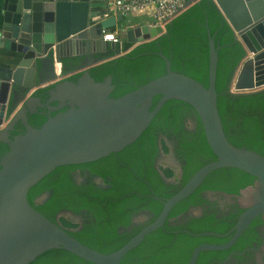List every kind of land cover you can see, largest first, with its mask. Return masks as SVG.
<instances>
[{
  "label": "water",
  "instance_id": "95a60500",
  "mask_svg": "<svg viewBox=\"0 0 264 264\" xmlns=\"http://www.w3.org/2000/svg\"><path fill=\"white\" fill-rule=\"evenodd\" d=\"M212 1L246 52L231 87L238 93L264 90V0ZM105 9V0L3 2L0 49L7 53L11 65L0 76V144L8 148L0 158V264H30L51 250L67 252L90 264H120L148 234L164 225L177 203L196 191L210 173L220 169H236L250 175L254 178L253 186L238 195L207 191L205 197L221 204L235 203L244 212L229 232L232 236L226 244L197 246L187 264H196L202 252L231 249L256 218L260 217L264 223V156L236 148L225 137L217 109L215 82L219 49L214 35L207 30L206 87L172 72L170 62L160 55L165 63V75L113 99L110 97L114 91L111 77L95 82L90 71L165 35L166 28L120 29L124 43L121 46L110 44V50L106 51L109 45L103 42L104 33L118 31L124 18H104ZM78 49L82 55L76 54ZM53 54L59 62L61 58L85 61L94 54L100 58L77 65L80 76L75 83L62 80L42 88L47 89L46 102L42 103L30 91L45 82L40 78V69L45 58ZM156 97L159 99L153 107ZM169 101L185 103L194 110L216 160L199 169L180 191L163 202L158 217L122 248L111 254L92 250L72 238L68 233L73 230L64 228L60 218L52 223L29 205L30 189L56 168L93 163L120 153L140 138ZM38 109L45 113H39ZM52 113L55 115L51 116ZM36 114L46 117L37 129L31 127L27 119ZM17 122L24 132L9 138ZM158 148L162 154L160 143ZM159 173L165 180L162 172ZM247 194L250 201L245 204ZM200 215L201 209H190L186 216L169 221ZM65 219L76 223L74 218ZM263 244L264 241L261 246Z\"/></svg>",
  "mask_w": 264,
  "mask_h": 264
},
{
  "label": "trees",
  "instance_id": "16d2710c",
  "mask_svg": "<svg viewBox=\"0 0 264 264\" xmlns=\"http://www.w3.org/2000/svg\"><path fill=\"white\" fill-rule=\"evenodd\" d=\"M207 30L211 36L214 35L215 46L219 49L215 90L225 137L236 148L264 156V90L231 92L234 74L245 59L246 52L235 40L234 32L212 0H199L166 26L165 35L136 46L121 58L94 67L90 76L95 82L111 77L114 91L110 97L117 99L165 75L162 55L170 62L172 72L190 77L206 87L209 56ZM79 76L77 74L67 80L75 83ZM34 96L41 97L44 102L47 89L38 90ZM158 99H153V107ZM33 119L29 125L36 129L46 121L45 116L37 114ZM187 119L194 120V129H185ZM159 135L177 141L176 153L185 162L178 184L167 183L156 170ZM161 146L167 152L162 140ZM4 148L0 144V158L5 154ZM215 160L194 110L185 103L169 101L135 143L120 153L93 163L56 168L30 189L27 201L52 223L56 222V218L52 217L59 213L78 215L83 212L89 218H84L79 229L68 221L62 220L60 224L68 230H75L68 234L86 247L102 254H111L151 224L160 214L163 202L180 191L199 169ZM75 169L88 170L110 187L104 191L90 181L76 183L71 177ZM163 175L173 177L168 169L163 171ZM253 183V177L236 169H220L210 173L196 191L172 208L164 225L148 234L137 248L123 257L120 264H187L197 246L226 244L232 236L228 235L229 232L244 210L236 204L221 210L217 202L208 200L204 193L238 195ZM47 191L50 192L48 199L42 204H35V198ZM190 209H201L200 217L169 221L186 216ZM144 210L151 213L150 220L133 224V217ZM263 225L261 218H256L231 249L202 252L196 264L249 262L253 256L250 248L262 240L260 228ZM245 250L244 254L238 255ZM30 264L90 263L67 252L51 250Z\"/></svg>",
  "mask_w": 264,
  "mask_h": 264
},
{
  "label": "flooded vegetation",
  "instance_id": "af4514ba",
  "mask_svg": "<svg viewBox=\"0 0 264 264\" xmlns=\"http://www.w3.org/2000/svg\"><path fill=\"white\" fill-rule=\"evenodd\" d=\"M97 58H100V57L95 56V55H90V56H88V58L85 59V61L84 60L79 61L77 58H74V59H62L61 58L60 59L61 60L60 61V66L57 68L56 74H57V76L58 75L60 76V75L63 74L62 73L63 71L64 72L73 73L69 77H67L66 79H61V81L62 80H67V79L72 78V77H74V76H76L78 74V72H76L77 71L76 70L77 69L76 66L79 65L80 63H82V61L87 62L88 60L91 61V60H94V59H97ZM49 63L50 62L48 60L45 61V64H49ZM2 75H0V76H2ZM38 90H40V89L39 88L34 89V91L31 94L34 95L35 92H37ZM37 98H39L40 101L43 103V101L41 100V97H37ZM45 102H46V99L44 100V103ZM19 108L17 110H19ZM38 112L39 113H45V111L40 110V109H38ZM33 116L34 115L27 116L28 124H29V122L33 123V121H34ZM184 127L187 130L194 129L195 128L194 120L187 119L185 124H184ZM13 128H14L13 131L9 132L10 133L9 138H13L15 136L21 135L24 132V128H23V126L21 125L20 122L15 123ZM158 139H159L158 140L159 141L158 144L160 143V145H161V140L164 142V146L167 148V152L162 150V154H161L160 151H159L158 157L156 159V170H158V173H159L160 168H162L164 166L166 169L170 170L173 173V177H174L173 179H168V178H166L163 175L165 180L166 179L168 180V181L166 180V182L167 183L178 184L180 182L181 178H182L183 166L185 165V162H183L181 157L178 156V154L176 153L177 141L175 139H170V138H168L166 136H163V135H159ZM2 146L6 147V149L4 148V151H3V153L6 154L7 153L6 151H8V148L4 144H2ZM162 147L163 146H161V149H162ZM180 175H181V177H180ZM71 177H72V179L74 181H76V183H85V182L90 181L97 188H99L101 190H104V191L107 190L110 187L109 185L105 184L103 179H101L100 177L91 175L88 170L75 169V170H73V172H71ZM98 179H101V182H97ZM204 195H206V194L204 193ZM49 196H50V192L49 191L44 192V193L40 194L38 197L35 198L34 203L35 204H42L46 199H48ZM41 200H43V201H41ZM212 201H214V200H212ZM215 202H217V201H215ZM217 204H218V206H219V208L221 210H224L229 205H234L235 203L232 204V203L224 202V203L221 204V203L217 202ZM67 213H69V212H67ZM52 218H74L73 221H76V223H73L71 221H68V222H70L71 224L76 225L77 229H79L82 226L83 222H84V218H89V217L85 216L83 212H81L78 215H74L72 213L66 215L65 212H63V213H59V214L55 215ZM140 218H146V219L142 220ZM150 218H151V213H149L148 211L144 210V211L140 212L138 215H135L133 217V219H132V222H133V224H142V223H145V222L149 221ZM66 221H67V219H66ZM71 230H73V229H71ZM73 231H75V230H73ZM260 233L262 234V240H261L260 244H258V245L254 244L253 247L250 248V251L253 252V256L249 260V262H247V263H236V262H233L231 264H264V244L261 246L262 242L264 241V225L261 226ZM245 251H247V250H245ZM228 260L226 259V262Z\"/></svg>",
  "mask_w": 264,
  "mask_h": 264
},
{
  "label": "built area",
  "instance_id": "2783aa9c",
  "mask_svg": "<svg viewBox=\"0 0 264 264\" xmlns=\"http://www.w3.org/2000/svg\"><path fill=\"white\" fill-rule=\"evenodd\" d=\"M106 9L104 18L118 17L128 18L133 15H148L153 21V26L166 28L175 18L194 5L199 0H105ZM152 26V27H153ZM104 41L114 45H122V41L115 34L104 33ZM34 91L31 90L30 93ZM232 93H238L231 87ZM162 150V149H161ZM167 170L164 166L160 168ZM174 177L168 178L173 179ZM67 221H69L67 219Z\"/></svg>",
  "mask_w": 264,
  "mask_h": 264
},
{
  "label": "crops",
  "instance_id": "0c3cea01",
  "mask_svg": "<svg viewBox=\"0 0 264 264\" xmlns=\"http://www.w3.org/2000/svg\"><path fill=\"white\" fill-rule=\"evenodd\" d=\"M3 2H4V0H0V30H1V26H2ZM152 26H153V21H152L150 16H148V15H137V16L133 15V16H130L128 18H124V22H123L122 26L118 28V31H108L107 33L115 34L117 37H119L121 39L122 44H123L124 42H123L122 34L120 35V33H119L120 29L121 30H123V29L128 30V29L152 27ZM103 42L107 43L109 45L108 47L106 46V48L104 50L109 51L111 43L104 41V39H103ZM76 54L82 55L81 50L78 49ZM6 57H7V53L4 50L0 49V75H2L4 71L9 70V67L11 65V63L9 62V60ZM248 57H251V55L250 56L248 55ZM77 59L79 61L82 60L80 58H77ZM46 60H48L50 63L45 64V62H44L42 64L41 69H40V78H42L45 82L42 83L41 85L37 86L36 88H39V89L45 88V87L52 85L58 81H61V79H66L71 74H73L71 72H64L62 70L63 74L60 76L59 75L57 76L56 71H57V68L60 66V62L56 61V56L53 54V55L49 56L48 59L45 58V61ZM76 72H78V71H76ZM53 76H55V77L53 79H51Z\"/></svg>",
  "mask_w": 264,
  "mask_h": 264
},
{
  "label": "bare ground",
  "instance_id": "6f19581e",
  "mask_svg": "<svg viewBox=\"0 0 264 264\" xmlns=\"http://www.w3.org/2000/svg\"><path fill=\"white\" fill-rule=\"evenodd\" d=\"M246 196H247V199H248V200L245 201V204H248V202L250 201V198H249L250 194H247Z\"/></svg>",
  "mask_w": 264,
  "mask_h": 264
},
{
  "label": "rangeland",
  "instance_id": "374dc122",
  "mask_svg": "<svg viewBox=\"0 0 264 264\" xmlns=\"http://www.w3.org/2000/svg\"><path fill=\"white\" fill-rule=\"evenodd\" d=\"M239 68V67H238ZM62 220H64V221H66V219L65 218H60V222H62ZM63 223V222H62Z\"/></svg>",
  "mask_w": 264,
  "mask_h": 264
}]
</instances>
